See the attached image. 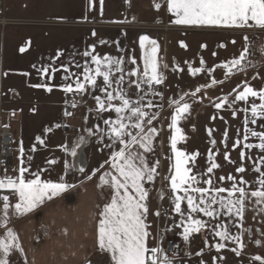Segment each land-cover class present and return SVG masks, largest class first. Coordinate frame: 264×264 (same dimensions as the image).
I'll use <instances>...</instances> for the list:
<instances>
[{
	"label": "snow or ice",
	"instance_id": "obj_1",
	"mask_svg": "<svg viewBox=\"0 0 264 264\" xmlns=\"http://www.w3.org/2000/svg\"><path fill=\"white\" fill-rule=\"evenodd\" d=\"M102 2V0H101ZM167 11L175 18L172 23L177 25H197V26H220L228 28H252L258 27L264 29V0H166ZM155 7L159 9L160 3H156ZM95 35V33H93ZM247 40V37H245ZM104 43V41H101ZM234 43V41H233ZM183 47H187L181 42ZM139 47L142 50L141 59L143 66L137 63L135 57L131 58V67L126 75L125 69L122 67L124 58H114L109 55L99 56L91 52H85V56H90L95 67L84 66L82 73H72L74 83H65L61 87L67 93L85 94L89 91V86L93 89L99 88L104 93V97L94 96L98 112H114L115 118L104 119L103 124L106 128L95 125L93 128H87V136H96L100 141L105 139L111 143L105 146L110 149V158L106 159L99 168L93 170L92 175H98L99 187H107L111 195L109 200L103 204L98 212L97 221V244L102 253L110 256L111 264H178L177 251L173 250L171 254L160 243L150 246L152 233L147 218L150 214L160 216L157 210L150 213L149 196L150 193L145 186V182H152L158 175L157 169L159 161L150 163L147 154L154 151V139L158 136V130L153 126V121L157 119L158 114H150L147 109L156 107L153 101H144V97L149 93L152 95L163 96V93L155 91L156 85L164 83L165 76L163 69L168 65L161 64L158 57L159 45L156 40L148 35L139 37ZM93 52L95 46H92ZM21 52L25 51L22 47ZM248 48L245 47L241 51L238 58H233L226 62L223 67L229 72L233 68L243 70V61L246 59ZM203 60L201 64L203 65ZM67 71V66L62 65ZM79 67V65H77ZM192 75H196L202 71V68L189 67ZM45 74L57 71L54 67L42 68ZM81 76L83 77L81 79ZM98 78H102V82L98 84ZM64 79L67 81L68 76ZM216 83L215 80L212 81ZM35 87L47 88L49 92L52 87L45 84L34 85ZM139 91L141 96L134 100L130 94L132 88ZM203 87V86H202ZM201 91V87H197L195 95ZM180 99H173L170 105L174 106V112L171 115V123L169 128L173 129L170 136L171 150L174 153V170L166 179L169 182L172 192V204L175 213L182 218L180 227L183 228L181 233L184 241H189L194 233H200L202 229L208 227V222L196 218V215L203 213L204 216L214 218L221 214L234 218V223L239 226L236 234L231 233L226 225L213 226L215 236L221 241L231 240L237 245L232 251L236 255H240L244 249L243 242L245 229L246 212L251 207L253 212L259 211L264 215V156L260 158L259 164H253L254 172L258 173L256 187L250 189L247 186L251 183L245 180L243 176L237 177L229 174L227 177H219V180L233 181L230 187L225 188L217 186L211 175L204 178L193 172L195 160L199 153L188 154L181 151L177 147L180 140H184L183 130L178 126L183 114L188 113L190 104L185 102L184 96ZM249 97L259 98L260 103H251L250 112L253 119L251 123H257L256 117L264 119V88L259 90L245 82L242 91H239L233 98L232 103L236 101H248ZM229 103V97L215 104L220 109ZM75 101L72 107H76ZM245 112L249 109L245 108ZM65 115H72L71 112H65ZM233 115L236 112L233 111ZM246 135L244 140L248 139V135L257 137L259 143L256 145L245 144L246 148H259L264 151V130L255 131L247 128L248 118H245ZM60 127V125H56ZM264 128V124L261 125ZM50 131V129H46ZM209 135L211 130L209 129ZM225 137L227 133L224 134ZM86 135H78L76 140L71 144H64L65 153L71 157H76L78 149L88 143ZM40 145H44L45 141L40 136L36 137ZM215 144L216 141L212 140ZM240 144L237 140L234 147ZM115 149V150H112ZM36 148L33 146L32 151ZM21 159L19 167L16 169V175H9L5 170L0 177V190H7V194L0 195V264H11V257L15 253L23 254L24 249L19 241L18 234L13 228L8 227L11 215H23L32 212L45 200H51L64 193L67 189L73 187L68 184L64 177L61 176L58 182L50 179H42L43 170L30 171V165L25 166L23 159L24 148L21 143L20 147ZM240 156L243 159L245 152L241 151ZM225 158L228 159L227 154ZM29 161L31 157L28 158ZM251 159V157H249ZM209 160L212 161L207 168V173H213L214 169L220 167L215 162L212 153L209 152ZM56 160H49L47 163L55 164ZM65 171L71 170V164L64 161ZM107 166L108 170L102 171ZM80 172H84V168H79ZM237 173L246 171L244 166L237 167ZM89 179L92 177L89 176ZM201 180L203 185L201 186ZM226 193V195H225ZM11 198H15L13 204ZM163 198V197H161ZM186 201V207H182V203ZM257 217L253 215L252 219ZM219 229V230H218ZM264 232V229H262ZM257 245L262 244V240H255ZM225 243H216L217 251L225 248ZM202 253H197L201 255ZM254 262L264 264V256L255 255Z\"/></svg>",
	"mask_w": 264,
	"mask_h": 264
},
{
	"label": "crops",
	"instance_id": "obj_2",
	"mask_svg": "<svg viewBox=\"0 0 264 264\" xmlns=\"http://www.w3.org/2000/svg\"><path fill=\"white\" fill-rule=\"evenodd\" d=\"M39 1L40 0H5L6 15L11 18L43 17L52 20L99 21L95 18L75 19L72 17H58L59 15L56 16L48 12L45 6V0H43V3H38ZM156 1L157 0L125 1L126 11L119 14L114 11L117 8L114 4L109 9L112 11L109 13L110 18L103 19L100 22H151V3L154 4ZM122 2L124 3V1ZM103 4L107 7L105 1ZM147 9H150L148 10L150 17L147 18V20H138L137 18H142L143 11H147ZM65 29L66 30L55 29V31H50L45 28L7 27L2 34L5 39L3 48L4 65L9 71L26 68V72H22L32 75L33 81L35 82L23 85L19 88L20 95L23 98L22 102H24L25 106L18 107V109L12 108L10 112L13 115L22 114L24 118L30 122L36 120L39 127L44 118L50 119L51 125L47 127V129H50V135L60 134L62 131L57 130L55 123L58 119H55L53 112L49 113L46 109H42L43 102L40 101V98L45 95H51L54 92L59 93L60 89L52 90L51 92L46 89L44 92L43 89L35 87L34 85H38L40 78H42L41 75L45 74L41 69L50 66V59H46L45 57H52L51 54L59 48L58 43L60 41L59 37L62 39L61 36L66 38L65 40L67 41L66 46L68 53L64 55L66 61L62 64L67 66V71H65L62 65H59L56 66L57 71L54 73L50 71L49 73L60 74V72H64L69 75V72H75L77 70L75 68L77 63L74 47L76 46V41L82 38L80 37L81 32L79 30ZM91 29L94 30V28ZM104 30L113 31L112 29ZM114 31L117 38L120 36L122 39L127 40L126 42L135 44V47L131 48L130 57H135L137 63L141 67L143 66V61L141 59L142 50L139 47V37L141 35H148L150 38L156 40L159 45V51L162 46L159 41L160 33L157 32L151 34V31H133L132 29H116ZM16 33L19 34V37H17ZM55 35H57L56 38ZM235 37L236 36H224L220 39L212 38L205 40L208 44L202 43L204 50H201V52H203L202 56L206 59L208 67L212 66L213 69H218L226 62H229V58L221 60L217 47L221 44H227V46H229V41L234 45H238L236 39H234ZM245 37L248 39L247 34L244 36V40ZM177 39L178 37H171V35L164 39V64L168 65L167 68H171L172 72H174V70L185 72L180 69L187 70L190 64L193 63L192 61L186 60L187 58L189 59V57L181 54L182 50H180V54L179 52L177 54L175 53V49L180 46L177 44ZM183 40L185 41V38ZM188 40L189 38H187L185 42ZM239 42H242V40H239L238 43ZM77 45H79L78 41ZM239 46L236 53H234L237 54L235 58L240 56L241 51L246 47V43L245 45L242 44ZM22 47L25 49L23 52L20 51ZM160 55L161 52L158 53V57L161 64H163ZM200 60L202 61L203 59ZM206 61L203 60V65ZM260 61L261 59H258L255 65L249 62V66L246 64L243 70L234 74L229 73L233 75L230 79L224 80L222 76L219 77L220 79L216 81L217 83L211 88L212 91H208V89L201 87V94L197 93L194 97H184L185 102L189 104L191 102L194 103L190 106L189 112L185 113L178 123V126L183 130L185 139L178 141L177 147L188 154L199 153L195 160V167L193 168V172L198 175V178L201 175H203L204 178L211 175L214 183L220 186L222 184L218 179L222 176L220 169H222V166H225L224 169H226L228 167V165H226L227 162L234 161L233 164L236 163V165H233V174L236 175L237 179L243 176L245 180L250 181L251 183L247 186L250 189L257 186L256 180L259 174L254 172L253 164L254 162L259 164L260 158L264 156V151L256 147L246 148L244 146L245 144L256 145L259 143V139L251 135H248L246 141L244 140V136L247 134L244 122L247 117L249 120L247 128L255 131L264 130V128L261 127V125L264 124V119L256 117L257 123H251L253 119L250 112L251 103L255 102L259 104L260 101L258 97H249L248 101H236L235 103H232V100L239 91L243 90L245 82L254 89L260 83L264 85V61H261L262 63ZM131 67H133V65L130 62L129 68ZM167 68L165 69L167 70ZM45 78L46 76L43 77V80H45ZM59 82L60 81L53 82V85L48 86L52 87V89L59 88L63 85L58 84ZM262 88H264V86ZM138 93H136V95L140 97L141 93ZM176 94H178L177 98L182 96L178 92ZM225 96L229 97V103L217 109L215 104L220 102ZM144 99L147 101L151 100V94L149 93ZM245 108H248L249 111L245 112ZM233 111L236 112V115H233ZM30 124L31 128L35 129L34 124ZM153 126L157 128L159 134L154 139V151L147 154V159L150 163L159 161V166L157 169L158 175L155 180L152 182H145V186L150 193V213H155L157 211L155 209L156 196L154 195L156 194L157 183L160 180L165 182V191L169 192L170 185L166 177L170 176L174 170V153L171 150L169 139L174 130L170 128L168 132H166V136L164 135V137H162L158 125L153 124ZM209 129L211 130V135H209ZM31 133L33 136L37 135V131H32ZM225 133H227L226 137L224 135ZM25 136L27 138L26 133ZM212 140H215L216 143H211ZM237 140H240V144L234 147L233 145ZM27 143L28 140L26 139V144ZM58 145V140H54V147ZM81 151L82 150L79 149L78 154ZM241 151L245 152V157L243 159L240 156ZM209 152L212 153L215 162L220 165V167L214 169L211 174L207 173V168L212 162L209 160ZM231 152H233V158L229 156ZM225 154H227L228 159L225 158ZM36 156L38 157L40 155ZM29 157H32L31 152L24 150L23 159L25 160V166L30 165V171L43 170L42 179H50L54 182L59 181L61 177L59 171L56 175H52V169L47 165L34 168L28 161ZM76 157L70 156L72 159L71 165L75 172L69 173L68 177H66L65 174L63 175L64 180L73 187L51 200L46 199L43 204L39 205L30 213L11 215L8 227L13 228L18 234L19 241L24 249L23 254L15 253L12 255L11 264H111L110 256L102 253L97 244L98 212L103 204L109 200L111 193L106 186L103 188L98 186L99 174L92 175L93 170L99 168L106 159L110 158V149L103 150L100 159L88 167L89 170H85L88 165L87 159L85 158V167L82 173H86V176L82 178L76 175V171H79V168L76 167ZM249 157H251V159H249ZM240 166H244L246 171L244 173H238V177L235 170ZM16 169L17 167L12 168L11 162L10 167L2 171L1 177L5 170L9 175H16ZM105 170H108L107 166H105V169H102V171ZM89 176L92 178L89 179ZM201 186H206L203 185V180H201ZM4 192H7V190H0V195H3ZM11 200L13 204L16 202L15 198H11ZM161 215L155 216L154 214H150L147 218V222L150 225L149 230L152 233V237H154V239H150L149 241L150 246L157 243L159 240L160 233H158V231L160 230L159 220ZM253 215L257 217L255 220L252 219ZM0 216H2V211H0ZM245 229L246 231L243 237L245 247L241 251L238 264H259V262L253 261V257L255 255L264 256V232H262V229H264V215L259 211L253 212L251 207H249L245 217ZM0 232H3L2 228H0ZM257 239L262 240L261 245L255 243Z\"/></svg>",
	"mask_w": 264,
	"mask_h": 264
},
{
	"label": "rangeland",
	"instance_id": "obj_3",
	"mask_svg": "<svg viewBox=\"0 0 264 264\" xmlns=\"http://www.w3.org/2000/svg\"><path fill=\"white\" fill-rule=\"evenodd\" d=\"M5 1V0H4ZM105 1L104 6L103 2ZM124 1V3L122 2ZM125 1L132 2V0H45V6L50 14H54L58 17H72L75 19H89V18H95L99 21H87L90 22V25H78L77 27L74 26H56L51 25L48 23L47 18L43 17H37V18H11L6 15V9H5V16H6V23L4 26L0 27V98H2L4 102V108L3 111L10 114V109H18V107H24L25 104L23 101V98L20 95V87L23 85H28L29 83H35L33 81V76L24 73L22 71H25L26 68H20L13 71H9L8 68L4 65V35L2 36L3 32L7 27L9 28H15V27H27V28H45L47 30H66L65 28H68L69 30H79L80 33V39H78V44L76 41L75 49V59H76V71L75 72H69V75L60 72V74H42V78H40V82L38 84H45V85H53V82H58V84H65L67 82L74 83L72 80V73H82L84 66L87 65L90 67H95L93 62L91 61L90 56H85V52H91L94 55L99 56H105L109 55L114 58L118 57H125L124 58V64L122 67L125 69V80L127 81L128 77L126 75L127 71L130 69V52L132 51L131 48L135 47V44L126 42L127 40L122 39L120 36L117 38L116 33L114 30H119L120 28H114V27H106L102 25L93 26L91 23L96 22L97 24H102L100 22L103 19H109V13L112 12L109 10L114 4L115 7H117L114 11H116L118 14L121 12L126 11ZM134 1V0H133ZM152 2V1H151ZM38 3H43V0H40ZM156 3H160L161 7L157 9L155 7ZM5 5V2H4ZM122 7V8H121ZM118 9V10H117ZM150 9H147V11H143L142 18H137L138 20H147V18L150 17L149 11ZM29 15V14H28ZM69 15V16H68ZM175 17L167 11V4L166 0H157L154 2V4L151 3V22L142 23V22H135V26L132 28L126 27L123 29H132L133 31H151V34L154 32L160 33L159 34V41L161 42L160 51L163 64V54H164V47L165 46V40L166 37H178L177 44L180 46L179 48L175 49V53L177 54L180 50H182V53L184 56H188L187 61H192L193 64H190L193 68H202L201 72H198L196 75H192L191 72L188 70H183L185 72H178V70H174V72L171 71V68L163 69V72L165 74V87L164 90H162L160 93H163V96L159 95H152L151 94V101L156 105V107L151 108V112L157 113V119L153 121V124L158 125V128L160 130L162 125H168L171 123V115L174 112V106L170 105V101L173 99H180L177 98L178 94L184 95L185 93H188L191 95L195 91L197 87H204L205 89H208V91H212V87H214V84L212 83L213 80L218 81L222 76L224 80L230 79V74H234V72H229L227 68L220 66L218 69H213V67L207 66L206 59L202 56L203 52L201 50H204V47L202 46V43H206L205 40H209L212 38H222L224 36H236L234 39H236V43L238 45L232 44L230 41V45L227 46V44H221L218 45V52L220 53L221 60L224 58H229L231 61L233 58L237 56L236 51L240 47L239 45H242L246 43V47L248 45V39L244 40V34L239 32H215V31H189L192 33H186L185 31H169L165 32L161 28L156 29L153 24H164L162 22H166L171 25H177L172 23V20ZM47 21V22H46ZM72 21V20H68ZM157 22V23H156ZM134 23V22H133ZM144 26L150 27L152 29H145ZM196 26V25H195ZM71 27V28H69ZM105 27V28H101ZM91 28H94L92 30ZM99 28V29H95ZM104 29H112L113 31H105ZM171 30V29H170ZM9 32V30H8ZM53 32V31H52ZM70 32V31H69ZM124 32V31H123ZM95 33V35H93ZM57 34V33H55ZM79 34V32H78ZM17 37H19V34L16 33ZM57 35H55V38ZM62 39L59 37V48L55 50L54 53L51 54L52 57H45L46 59H50L51 64L50 66H56L62 65L64 61V55L68 53L67 50V41L66 38ZM185 38V41L187 38L189 40L185 42L183 39ZM239 38V39H238ZM7 39V38H6ZM239 40H242V42H239ZM101 41H104V43H101ZM187 45V47H183L181 45V42ZM7 43V42H6ZM95 46V51L93 52L92 46ZM63 47V48H62ZM206 48V47H205ZM65 49V50H63ZM205 60V64H201V60ZM258 59H261V61H264V35H258L255 37V42L252 47V53L250 56V64L255 65L258 61ZM260 61V62H261ZM249 62L247 63V66H249ZM261 62V63H262ZM67 63V62H65ZM197 64V66H196ZM79 65V67H77ZM250 65V66H252ZM241 71V70H240ZM264 71V69H263ZM26 72V71H25ZM239 72V71H238ZM230 73V74H229ZM45 80H43V77H45ZM65 76H68L69 79L66 81L64 79ZM83 77L81 76V79ZM102 82V78H98V84ZM254 82V81H253ZM217 83V82H216ZM264 85L262 83L258 84L255 89L259 90ZM41 89L45 90L47 88L39 87ZM60 89V92H54L51 95H45L40 98V101L43 102L42 109H46L49 111V113L53 112L55 115V119H58L55 125H60V127H57V130H61L62 133L60 134H54L50 135V131H46L47 127L51 125L50 119L44 118L43 122L41 123L40 127L38 125V122L34 120L33 122L27 121L24 118V115L22 114H15L11 118V124H12V133L15 139L14 145L12 146V152H11V161H12V168L19 166V162L21 159L20 154V147L21 143L24 148V150L31 152V160L28 161L31 166L34 168H40L42 165L49 166L50 169H52V175H56V173L59 171L60 175L63 176L65 174L66 177H68L69 173L75 172V170L71 167V170L65 171L64 161L67 160L70 164H72V159L70 158V155L68 153H65L63 147H61L64 144H71L73 143L78 135H86V129L87 128H93L95 125H99L101 128H106V126L103 124L104 119L109 118H115L116 114L114 112H98L97 111V105L94 100V96H101L104 97L103 91H101L99 88L93 89L89 88V91L85 94L80 93H68L73 97V101L76 102L77 106L72 107V102L70 103V106L72 107L71 113L72 115H65V102H64V96L67 92L63 91L62 87L54 88L52 90H58ZM132 89H135L134 86ZM139 91L132 90L130 94H132V98L134 100L138 99L139 96L136 95ZM159 92V91H157ZM200 93V92H199ZM135 94V95H134ZM139 94V93H138ZM201 94V93H200ZM148 96V95H147ZM173 97V98H172ZM185 97V96H184ZM145 102L147 100L144 99ZM191 102V101H190ZM194 103V102H193ZM190 103V106L193 104ZM185 114H183L184 116ZM36 116V115H35ZM169 119V121H168ZM34 124V128H31V124ZM170 129V128H169ZM32 131H37V135L33 136ZM25 133L27 135V138L25 136ZM161 134V131H160ZM40 136L44 139L45 144L40 145L39 142L36 140V137ZM57 136V137H56ZM166 136V135H165ZM21 137V140H20ZM164 137V136H163ZM26 139L28 140V143L26 144ZM54 140H58V146L54 147ZM88 143L83 145L80 149L83 151L85 158L87 159V169L90 167L93 163H96L98 159H100L102 155V151L105 149L106 144L111 143V141L105 139L103 142L99 140L98 134L96 136H87ZM32 141V142H31ZM31 142V143H30ZM32 146H35L36 150L32 151ZM104 148V149H103ZM79 150V149H78ZM231 152L229 154L230 158L232 156ZM40 155V156H36ZM49 160H56L57 162L55 164H48L47 162ZM234 162V161H233ZM233 162H227L226 165L228 167L224 169L225 166H222V169H220V172H222L223 177H227L229 174L236 177L235 174H233ZM72 166V165H71ZM239 177V174L236 173ZM76 175L82 177L86 176V173H82L80 171H76ZM221 181V180H220ZM222 184L220 186L228 188L231 186L233 181H229L227 179L221 181ZM156 196V194H154ZM226 195V193H225ZM182 207H186V201L182 203ZM155 209L158 210L162 215L159 220V231L160 235L162 232L166 229V227H169L172 232L174 231L176 235H179L183 232V228L180 227L182 223V218L178 213H175L174 211V205L172 204L171 198H169L167 195L163 199V202L159 204V201L156 199L155 201ZM196 218L203 219L208 222V227L202 229L200 233H195L191 236L190 240L188 241V251L185 254L178 255L177 261L178 264H238L240 260V255H236L235 252L232 251L233 248H236L237 245L233 243L231 240L228 241H221L219 237L215 236V233L213 231V226H219V225H226L228 229L231 231V233L236 234L239 226L234 223V218H230L228 215L221 214L220 216L210 218L203 215V213H199L196 215ZM219 230V229H218ZM216 243H225L226 247L223 249H220L217 251L215 248ZM197 253H202L201 255H197Z\"/></svg>",
	"mask_w": 264,
	"mask_h": 264
},
{
	"label": "built area",
	"instance_id": "obj_4",
	"mask_svg": "<svg viewBox=\"0 0 264 264\" xmlns=\"http://www.w3.org/2000/svg\"><path fill=\"white\" fill-rule=\"evenodd\" d=\"M4 0H0V27L4 26L6 23V16H5V5ZM48 23L51 25L56 26H78V25H90V22H75V21H68V20H52L47 19ZM46 21V22H47ZM93 26L102 25L106 27H114V28H126L137 25L135 23H102L97 24L96 22L91 23ZM156 29L161 28L165 32L168 31H215V32H239V33H245L250 35L249 41H248V53L246 54V59L243 61V67L244 65L249 61L251 52H252V46L255 41L256 35H264V29H260L258 27H252V28H244V29H237V28H228V27H200V26H179V25H171V24H153ZM145 29H152L150 27L144 26ZM164 28H169L165 30ZM240 68H233L232 71H239ZM163 85V84H162ZM155 91L158 90L159 85L154 86ZM73 101V97L70 94H66L64 97L65 102V110L67 112H70L72 107L70 106V103ZM4 102L0 98V175L1 171L4 168H7L11 164V152H12V146L14 144V137L12 134V124H11V118L12 114L6 113L3 111V105ZM166 135L165 125L161 126V136L163 137ZM164 182L161 181L159 183L158 191L160 192V189L162 188ZM7 194V193H5ZM164 247L166 250L169 251V254L173 250L177 251V255L180 253L181 249L185 246V242L183 240L182 236H178L169 229L164 230L162 234V238L160 241H158Z\"/></svg>",
	"mask_w": 264,
	"mask_h": 264
},
{
	"label": "water",
	"instance_id": "obj_5",
	"mask_svg": "<svg viewBox=\"0 0 264 264\" xmlns=\"http://www.w3.org/2000/svg\"><path fill=\"white\" fill-rule=\"evenodd\" d=\"M75 162H76V167L77 168H81V167H85V156H84V154H83V151H81L78 155H77V157H76V159H75Z\"/></svg>",
	"mask_w": 264,
	"mask_h": 264
},
{
	"label": "bare ground",
	"instance_id": "obj_6",
	"mask_svg": "<svg viewBox=\"0 0 264 264\" xmlns=\"http://www.w3.org/2000/svg\"><path fill=\"white\" fill-rule=\"evenodd\" d=\"M165 30L169 29V28H164ZM170 30V29H169Z\"/></svg>",
	"mask_w": 264,
	"mask_h": 264
}]
</instances>
